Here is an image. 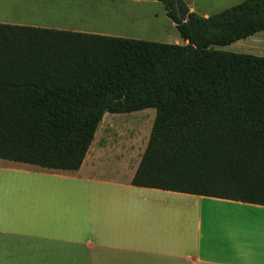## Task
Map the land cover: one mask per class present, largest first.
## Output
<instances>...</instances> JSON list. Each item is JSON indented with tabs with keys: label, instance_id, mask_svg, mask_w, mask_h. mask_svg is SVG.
Instances as JSON below:
<instances>
[{
	"label": "trees",
	"instance_id": "trees-1",
	"mask_svg": "<svg viewBox=\"0 0 264 264\" xmlns=\"http://www.w3.org/2000/svg\"><path fill=\"white\" fill-rule=\"evenodd\" d=\"M156 1L184 45L0 23V159L79 171L106 114L155 109L133 186L264 207V57L215 50L264 32V0Z\"/></svg>",
	"mask_w": 264,
	"mask_h": 264
},
{
	"label": "crops",
	"instance_id": "crops-1",
	"mask_svg": "<svg viewBox=\"0 0 264 264\" xmlns=\"http://www.w3.org/2000/svg\"><path fill=\"white\" fill-rule=\"evenodd\" d=\"M227 1L185 0L203 17ZM31 20L30 2L0 0L1 24ZM108 118L79 171L0 159V264H264L263 206L133 186L152 127L136 161L103 144Z\"/></svg>",
	"mask_w": 264,
	"mask_h": 264
},
{
	"label": "rangeland",
	"instance_id": "rangeland-1",
	"mask_svg": "<svg viewBox=\"0 0 264 264\" xmlns=\"http://www.w3.org/2000/svg\"><path fill=\"white\" fill-rule=\"evenodd\" d=\"M31 5V24L40 28L98 34L162 44L184 45L175 24L167 17L164 6L156 0H26ZM190 1V0H189ZM226 1V0H224ZM212 2V1H211ZM243 0H229L214 6L213 11L220 13L241 4ZM213 3V2H212ZM222 8V9H219ZM219 9V11H217ZM212 11V12H213ZM204 12V10L202 11ZM200 15V13H198ZM38 18V20H35ZM264 33V32H263ZM253 36L250 40L225 46L215 50L250 54L264 57V34ZM149 115L155 109L145 112ZM154 115V116H155ZM113 124L103 144L119 146L130 152L134 160H139L145 149L153 121L140 112L124 114L116 119L107 114ZM126 117V118H125ZM147 122L141 126V120ZM155 118V117H154ZM101 136V134H99ZM253 215H257L254 212Z\"/></svg>",
	"mask_w": 264,
	"mask_h": 264
},
{
	"label": "water",
	"instance_id": "water-1",
	"mask_svg": "<svg viewBox=\"0 0 264 264\" xmlns=\"http://www.w3.org/2000/svg\"><path fill=\"white\" fill-rule=\"evenodd\" d=\"M179 16H180V18H181L182 20H184V21L187 19V17H186V16H183V15H182V13H181V11H180V10H179Z\"/></svg>",
	"mask_w": 264,
	"mask_h": 264
}]
</instances>
